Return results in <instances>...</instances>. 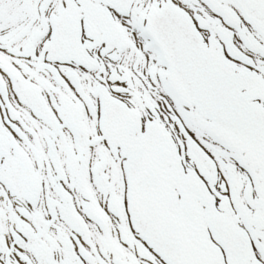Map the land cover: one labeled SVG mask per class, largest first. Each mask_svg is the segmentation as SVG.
Listing matches in <instances>:
<instances>
[{
	"label": "snow or ice",
	"instance_id": "1",
	"mask_svg": "<svg viewBox=\"0 0 264 264\" xmlns=\"http://www.w3.org/2000/svg\"><path fill=\"white\" fill-rule=\"evenodd\" d=\"M0 264H264V0H0Z\"/></svg>",
	"mask_w": 264,
	"mask_h": 264
}]
</instances>
